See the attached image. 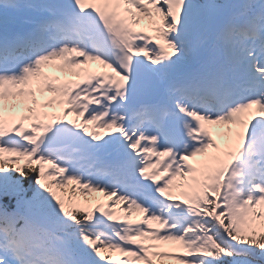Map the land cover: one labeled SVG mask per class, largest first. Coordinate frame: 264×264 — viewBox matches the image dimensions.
<instances>
[{
	"label": "snow or ice",
	"instance_id": "snow-or-ice-1",
	"mask_svg": "<svg viewBox=\"0 0 264 264\" xmlns=\"http://www.w3.org/2000/svg\"><path fill=\"white\" fill-rule=\"evenodd\" d=\"M166 262L264 264V0H0V264Z\"/></svg>",
	"mask_w": 264,
	"mask_h": 264
},
{
	"label": "rangeland",
	"instance_id": "rangeland-1",
	"mask_svg": "<svg viewBox=\"0 0 264 264\" xmlns=\"http://www.w3.org/2000/svg\"><path fill=\"white\" fill-rule=\"evenodd\" d=\"M45 71L49 72L52 75H58V76H63L64 75L63 73H61V72H59V71H57L55 69H45ZM38 98H40V97H38ZM49 111H51V109ZM122 208H123V206H122Z\"/></svg>",
	"mask_w": 264,
	"mask_h": 264
},
{
	"label": "trees",
	"instance_id": "trees-1",
	"mask_svg": "<svg viewBox=\"0 0 264 264\" xmlns=\"http://www.w3.org/2000/svg\"><path fill=\"white\" fill-rule=\"evenodd\" d=\"M28 183H29V181L28 180H23V184H24V187H26L27 185H28ZM31 194V192H28V193H26V194ZM77 199H79V200H81V201H83L84 200V197H82V196H79V194H77V197H76Z\"/></svg>",
	"mask_w": 264,
	"mask_h": 264
}]
</instances>
